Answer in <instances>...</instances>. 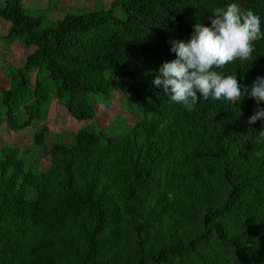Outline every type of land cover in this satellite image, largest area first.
Returning a JSON list of instances; mask_svg holds the SVG:
<instances>
[{
	"label": "trees",
	"instance_id": "1",
	"mask_svg": "<svg viewBox=\"0 0 264 264\" xmlns=\"http://www.w3.org/2000/svg\"><path fill=\"white\" fill-rule=\"evenodd\" d=\"M231 2L114 0L44 28L57 0L0 6L5 42L35 49L7 66L0 129L40 123L33 146L0 148V264H264V120L248 124L257 102L201 98L187 111L152 83L175 58L170 42ZM236 2L264 28V0ZM254 44L248 60L215 70L250 86L264 75V39ZM119 91L135 124L120 115L114 134L94 124L48 146L54 101L92 121L98 98L109 108Z\"/></svg>",
	"mask_w": 264,
	"mask_h": 264
},
{
	"label": "clouds",
	"instance_id": "2",
	"mask_svg": "<svg viewBox=\"0 0 264 264\" xmlns=\"http://www.w3.org/2000/svg\"><path fill=\"white\" fill-rule=\"evenodd\" d=\"M209 20L208 25L194 24L188 39L170 42L175 58L160 65L153 85L162 87L170 101L181 104L187 111L194 110L201 98L235 105L245 97H251L257 102V108L248 124L264 120V106H261L264 102V75H258L249 86L238 81L237 75H223L215 70L251 57L254 42L264 39L261 16L242 9L233 0L225 7L214 9ZM260 133L264 136V131ZM261 154L257 153L258 156Z\"/></svg>",
	"mask_w": 264,
	"mask_h": 264
},
{
	"label": "rangeland",
	"instance_id": "3",
	"mask_svg": "<svg viewBox=\"0 0 264 264\" xmlns=\"http://www.w3.org/2000/svg\"><path fill=\"white\" fill-rule=\"evenodd\" d=\"M6 0H0V6L4 4ZM114 0H57L55 7L48 13L50 19L44 21V27L53 26L56 20L61 19L65 14L69 12H78V10L88 9H101L109 7ZM27 7L34 10V8L44 9L48 7L49 0H25ZM34 7V8H33ZM117 16H121L119 10L114 11ZM10 28V23L0 18V102L2 99V89H10V78L6 74L8 64L14 65L16 68L23 67L28 60V57L35 50L34 48H27L25 45L18 41L12 45H8L4 37L7 35ZM37 71H32L30 74L31 82L34 84ZM131 95L126 92L119 91L114 95V100L110 108H107L102 102V97H99L100 102L96 106V117L94 120L78 121L72 117L71 113L66 107H63L58 101H54L50 108L49 116L46 121L47 128L50 132L48 137V146L50 147L56 142V136L61 135L59 140L63 143L68 142L71 139V134L79 131L82 128L96 124L95 131L107 130V134H114L118 126L114 125L107 129L110 124H117L118 116L124 118L123 122L128 124H135L138 118L129 110V99ZM133 98V96H132ZM105 127V128H104ZM40 128V123H35L33 127L25 130L17 131L11 130L7 125H3L0 129V148L4 144H13L20 147L33 146L34 132ZM100 129V130H99ZM41 165L46 168L49 165V159L45 158Z\"/></svg>",
	"mask_w": 264,
	"mask_h": 264
}]
</instances>
